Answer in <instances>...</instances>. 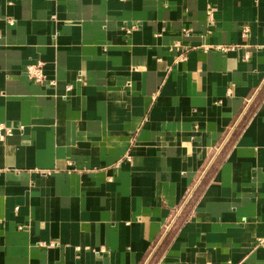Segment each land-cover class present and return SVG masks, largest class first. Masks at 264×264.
I'll return each mask as SVG.
<instances>
[{
    "label": "crops",
    "instance_id": "obj_1",
    "mask_svg": "<svg viewBox=\"0 0 264 264\" xmlns=\"http://www.w3.org/2000/svg\"><path fill=\"white\" fill-rule=\"evenodd\" d=\"M0 123V264H264V0H0Z\"/></svg>",
    "mask_w": 264,
    "mask_h": 264
},
{
    "label": "built area",
    "instance_id": "obj_2",
    "mask_svg": "<svg viewBox=\"0 0 264 264\" xmlns=\"http://www.w3.org/2000/svg\"><path fill=\"white\" fill-rule=\"evenodd\" d=\"M246 32V27L243 26L241 28V33L244 34ZM219 49H224V47H220ZM248 56L245 54L243 55V59H246ZM24 74L26 78L35 83H41L44 81V75L42 71V63L40 61H37L35 63H29L24 66ZM70 88L69 85H65L64 89L68 90ZM228 93V92H227ZM10 128L0 123V141L4 138V136L8 135L10 133ZM256 242L259 245L264 244V237L258 238Z\"/></svg>",
    "mask_w": 264,
    "mask_h": 264
}]
</instances>
